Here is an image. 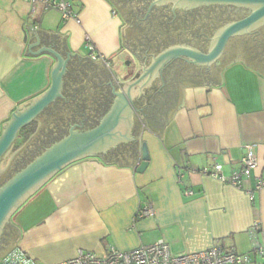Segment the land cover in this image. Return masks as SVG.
<instances>
[{
  "label": "crops",
  "instance_id": "1",
  "mask_svg": "<svg viewBox=\"0 0 264 264\" xmlns=\"http://www.w3.org/2000/svg\"><path fill=\"white\" fill-rule=\"evenodd\" d=\"M51 1L70 3L80 23L63 20L57 10L40 4L32 12L30 0H0V134L19 106L50 86L56 55L29 50L49 46L71 63L95 66L92 71L80 69V82L101 81L110 93L109 106L98 113L87 101L86 116H104L113 107L117 98L112 89L129 100L120 83L134 78L122 65L124 39L132 24L125 10L131 6L121 7L119 0ZM25 25L38 39L29 50L36 37L31 33L29 39ZM87 43L98 61H91ZM225 59L222 55L206 68L208 80L180 78L163 89L165 95L146 111V116H162L159 124L140 131L132 157L115 160L106 158L109 151L101 152V159L77 161L45 183L13 216L14 237L5 253L18 248L37 264H57L79 250L100 256L111 248L128 252L158 241L165 242L172 255L203 251L213 244L239 254L264 248V185L256 189L264 182V62ZM132 109V116H144ZM41 126L36 124L27 146L44 138ZM54 129L49 126L48 132ZM61 138L54 135L39 154ZM142 142L149 162L138 174ZM246 146H254L258 165L242 189L199 173L218 164L229 178L241 168ZM21 153L5 169L1 161L0 178L7 179ZM187 190L192 196L185 195ZM144 205L151 206L153 215L138 218ZM249 264L264 260L257 257Z\"/></svg>",
  "mask_w": 264,
  "mask_h": 264
},
{
  "label": "water",
  "instance_id": "2",
  "mask_svg": "<svg viewBox=\"0 0 264 264\" xmlns=\"http://www.w3.org/2000/svg\"><path fill=\"white\" fill-rule=\"evenodd\" d=\"M159 3H172L174 8L183 10L201 6H226L246 10L247 14L242 19L217 29L206 53H201L194 47L187 45L172 46L164 50L152 59L150 66H147L144 70V66L141 67L142 74L139 78L134 77L129 82L120 83L123 85L122 89L129 100L125 99L121 93H113L112 89L111 93L115 94L117 101H114L113 107L110 108L95 127L89 129L81 125L71 126L60 140L45 148L31 162L3 182L0 185V235L4 226L7 223L11 224L13 215L45 183L65 167L86 158L101 159L99 153L110 151L121 143L133 142L134 148L138 145V139L132 134L134 116H132L131 98L136 93H143L141 89L144 84L147 85V82L150 81L151 77H155L158 71H161L174 60H182L195 67L208 68L223 55L225 47L231 38L250 33L264 23V0H155V4ZM25 28L29 34V39H31V33L36 37V43L27 44L29 50L31 46L38 44V39L31 27L25 25ZM42 50L56 55L55 57L53 56L56 64L51 73L50 86L43 94L19 106L3 125L0 134V163L13 146L19 132L37 119L57 99L63 98L64 79L69 67L67 55L70 54L66 53L67 58L62 59L50 50L49 46L48 49L42 47L37 52H31L30 50L29 52L37 54ZM100 83L98 84L99 86ZM148 162L147 145L142 142L136 173H143Z\"/></svg>",
  "mask_w": 264,
  "mask_h": 264
},
{
  "label": "flooded vegetation",
  "instance_id": "3",
  "mask_svg": "<svg viewBox=\"0 0 264 264\" xmlns=\"http://www.w3.org/2000/svg\"><path fill=\"white\" fill-rule=\"evenodd\" d=\"M126 4L131 6L128 15L130 21L134 18L130 30H134L132 29V26H134V28L136 27V29L141 31L139 33L141 36L143 34L145 35L138 40H132L134 42L128 39V42H132V44L128 43L126 47L124 46L127 56L123 58L122 65H126L129 68V74H132L131 77L136 78L141 76V72H139L141 67L150 66L153 58L172 46L187 45L194 47L201 53H206L208 51L211 39L215 34L213 30L214 25L209 27L206 32L203 30L201 32L198 31V34H194L193 38L196 43H198L197 46L194 44V40H185L183 38L185 26H188V22L195 18L196 15L200 14L199 12L203 9L207 8L211 12H215L216 9L223 10L228 13L230 12L232 15L243 14L242 17L247 14L246 10L226 6H201L183 10L174 8L172 3L155 4V0H119V5L121 7H124ZM148 26L152 29H156V35L151 38H148L147 32H144ZM137 41L142 45L141 48L137 47ZM226 50L227 47H225L223 55H225ZM68 66L69 71L64 79L63 98L57 99L38 117L43 118L44 121L48 119L44 138L39 144L27 146L22 151L12 164V167L8 170L7 178L23 168L27 163L31 162L42 148L48 146L49 143L53 141L54 135H56L57 138L65 135L71 126L81 125L89 129L95 127L103 116H86L84 109L89 106L85 105V102L90 101L89 103L92 105V109L98 113L105 112L108 109L109 91L101 85L98 86L88 81L94 85L90 87V95L87 96V91L79 79L80 69L92 71L95 69V66L90 64L78 66L71 62H69ZM135 68L136 70H132ZM180 78H184V80H208L209 73L206 67H195L182 60H174L161 71H158L156 76L151 77L150 81L147 82V85L144 84L143 93L131 105L144 114V116H134V127L132 130L134 136L137 135L138 131L135 121L138 120L141 123L143 121L144 123L149 122L148 120L150 119L149 116H146V111L155 103V100L157 101L161 96L165 95L163 92L164 88L169 87L171 82ZM49 126H52V129L55 127L54 132H48ZM133 150V142L121 143L110 150L105 156L109 159L123 160L127 157H132ZM1 181L3 183V178H0V185L2 184ZM13 236L14 232L11 224L7 223L0 235V254L7 249Z\"/></svg>",
  "mask_w": 264,
  "mask_h": 264
},
{
  "label": "built area",
  "instance_id": "4",
  "mask_svg": "<svg viewBox=\"0 0 264 264\" xmlns=\"http://www.w3.org/2000/svg\"><path fill=\"white\" fill-rule=\"evenodd\" d=\"M32 12L36 11L38 4L44 9L57 10L63 20H73L79 24V16L73 11L70 3L61 1L54 3L51 0H30ZM88 40V39H86ZM91 51L90 59L95 62L99 57L93 53V46L87 43ZM257 161L254 156V146H246L244 155L241 159V168L232 173L229 178L222 174V166L215 164L211 171H200L202 176L217 179L222 184H228L242 189L252 171L257 168ZM179 181L181 175L178 177ZM264 182H259L256 189H260ZM192 191L187 190L186 196H192ZM153 210L150 205H144L137 212V217L152 216ZM264 260V248L255 246L251 252L239 254L235 251H225L218 244H213L210 248L199 252H192L180 255H172L168 245L163 241H158L152 245L140 246L128 252H119L113 248L109 249L103 255H95L90 252L79 250L76 255L57 264H249L255 258ZM0 264H37L36 261L26 255L21 249L14 248L0 257Z\"/></svg>",
  "mask_w": 264,
  "mask_h": 264
},
{
  "label": "rangeland",
  "instance_id": "5",
  "mask_svg": "<svg viewBox=\"0 0 264 264\" xmlns=\"http://www.w3.org/2000/svg\"><path fill=\"white\" fill-rule=\"evenodd\" d=\"M127 5L128 4H126L125 6ZM125 11L129 12L130 10H125ZM199 13L200 14L196 15L195 18L191 19V21L188 22V26L187 25L185 26L184 28L185 32L183 36L185 40H194L193 38L194 34H198L197 33L198 31L201 32L203 30L206 32L208 31V28L211 27L212 25H214L213 30L215 33L217 29H220L224 27L225 25L232 23L234 21L240 20L246 16V14L243 17H242L243 14H237V15L233 14L232 15L230 12L228 13L226 11L218 10V9H216L215 12H211L207 8L203 9ZM127 20L131 22L130 19L127 18ZM133 21H134V18H132L131 23H133ZM132 29L134 30H131L129 36H127L126 39H124L125 47L126 45H128V43L132 44V42H134V41L128 42V38L132 40L134 39L138 40L139 38H142L143 36H145L144 34L141 36L139 34L141 31L136 29V27L134 28V26H132ZM155 31L156 29L155 28L152 29L150 28V26H148V28L144 30V32H147L148 38L155 36L156 35ZM141 41H144V40H141ZM136 44H137V47L139 48L142 47V45H140L138 41L136 42ZM194 44L196 46L198 45L196 41L194 42ZM226 47H227V50L224 56H226L225 60L227 63L230 61L240 60V59L249 61L248 63H252V64H255V63L260 64V62L262 61L264 62V23L258 26L257 28H255L250 33L242 34V35L231 38ZM124 55H125L124 57H126L127 52H125ZM123 58H122V62H123ZM226 62L224 61L223 63L225 64ZM132 70H136V68ZM82 84L85 90L87 91V96L90 95V87L93 86L94 84L89 83L87 81L86 83L82 82ZM161 117L162 116H149L150 120H148L149 122L147 123H144V121L142 123L139 122L138 120L135 121V123L137 124V130H138L136 138L138 139L140 131H142V129L145 130V129H148L149 126L159 124L158 122ZM47 121L48 119L44 121V119L40 117L36 120V124L41 123L42 125L41 127L45 128ZM19 142H20L19 140L18 141L16 140L14 144H18ZM29 142L30 141H28V143L19 145V147H17V145L16 146L13 145V147L8 151V153L3 158L2 163H1V169H5L8 163L9 164L12 163V161H14V157L17 156L18 153H21L22 150L27 147ZM8 179L9 178H7V180ZM6 251L7 250L1 252L0 257L3 256V254Z\"/></svg>",
  "mask_w": 264,
  "mask_h": 264
},
{
  "label": "trees",
  "instance_id": "6",
  "mask_svg": "<svg viewBox=\"0 0 264 264\" xmlns=\"http://www.w3.org/2000/svg\"><path fill=\"white\" fill-rule=\"evenodd\" d=\"M36 131V121H33L32 123H30L28 126L24 127L18 134L17 137V141L19 140L20 142L18 144H13V145H17V147H19V145L25 144L27 141L30 140V138L32 137V135L35 133ZM7 179H4L3 182H5ZM2 183V181H1Z\"/></svg>",
  "mask_w": 264,
  "mask_h": 264
}]
</instances>
